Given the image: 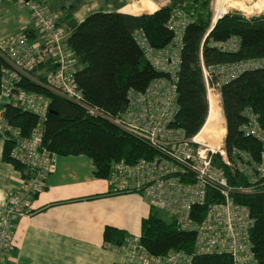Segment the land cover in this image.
I'll use <instances>...</instances> for the list:
<instances>
[{"label": "trees", "instance_id": "trees-1", "mask_svg": "<svg viewBox=\"0 0 264 264\" xmlns=\"http://www.w3.org/2000/svg\"><path fill=\"white\" fill-rule=\"evenodd\" d=\"M40 1L52 12L62 15L58 16L56 24L65 29V43L75 62L74 80L82 92L84 104L107 117H115L125 110L129 92H144L153 81L169 78L146 59L137 42V34H142L152 49L162 50L174 45L176 34L180 33V64L175 81L178 108L172 124L189 138L202 129L209 110L203 67L264 59V17H246L232 11L213 24L211 0H169L151 14L96 12L81 22L72 19L63 7L53 9L47 1ZM26 34L35 37L31 32ZM231 38L237 40V50H223L221 45ZM7 68L0 54V74ZM54 68L53 61L47 59L32 69L30 75L44 83L46 75ZM218 80L217 75L210 74L208 85L214 86ZM17 86L48 99V111L41 123L42 145L57 156L89 158L98 179L108 180L117 162L135 164L142 158L157 155L153 148L125 133L107 118L89 115L82 107L27 78H21ZM218 93L226 124L224 146L227 154L245 151L258 160L260 142L242 134L240 128L246 122V111L258 116L264 128V67L244 71L221 83ZM2 108L1 119L19 128L24 136L39 122L37 116L11 105L1 104ZM0 138L3 139L2 161L23 173L24 165L10 156L13 140L5 132L0 133ZM214 162L224 170L230 184L247 185L243 177L231 173L218 157ZM110 194L126 193L113 192L111 188ZM235 199L247 206L255 219L251 232L253 251L258 262L264 264V195H237ZM159 211L151 207L147 217L141 220L140 234L136 238L140 245L151 256H164L170 251L191 254L194 233L180 231L173 219L163 218ZM202 217L203 208L194 206L191 218L199 222ZM128 238L135 237L109 226L103 232L104 243L117 250ZM192 264H232V261L226 254H215L194 256Z\"/></svg>", "mask_w": 264, "mask_h": 264}, {"label": "built area", "instance_id": "built-area-1", "mask_svg": "<svg viewBox=\"0 0 264 264\" xmlns=\"http://www.w3.org/2000/svg\"><path fill=\"white\" fill-rule=\"evenodd\" d=\"M13 1L29 12L40 38L28 42L21 35L0 47V54L8 64L0 74V101L37 116L39 122L24 136L19 128L6 124L0 116V133H7L13 140L10 156L25 167L21 174L22 186L10 193L1 210L0 264L12 249L11 236L18 220L33 214L32 203L57 164V155L42 145L41 123L48 111V99L18 87L23 77L82 107L89 115L107 118L157 152L153 158H142L135 164L123 160L113 164L108 184L113 192L140 195L150 207L173 219L180 231L194 233V249L191 254L170 251L164 256H151L138 239L128 238L120 248L127 258L126 264H192L194 256L215 254L228 255L232 264H260L251 240L255 219L248 207L235 199L237 195H264V128L258 116L246 111V122L240 128L242 134L260 142L258 160L245 151L227 154L223 114L221 124L225 132L217 146L198 141L199 132L194 137H186L182 129L172 124L178 108L175 81L180 64V33L176 34L174 45L162 50L152 49L140 33L137 42L146 59L169 78L153 81L144 92H129L125 110L115 117H107L83 102L82 92L74 80L75 62L65 43V29L56 24L58 15L40 0ZM221 48L236 51L238 42L231 38ZM47 59L53 61L55 68L41 83L30 71ZM263 67L264 59L203 67L207 90L210 74L218 76L216 86L219 87L244 71ZM216 157L231 173L243 177L247 185L230 184L224 170L214 162ZM194 206L203 208L199 222L191 218Z\"/></svg>", "mask_w": 264, "mask_h": 264}, {"label": "crops", "instance_id": "crops-1", "mask_svg": "<svg viewBox=\"0 0 264 264\" xmlns=\"http://www.w3.org/2000/svg\"><path fill=\"white\" fill-rule=\"evenodd\" d=\"M45 1L53 9L63 7L72 19L81 22L96 12L137 15L132 6L141 0ZM155 1L144 3L148 14L159 9ZM21 35L28 42L40 38L28 11L13 0H0V47ZM2 149L0 138V215L10 193L22 186V173L2 161ZM110 190L107 180L94 176L89 158L57 156L54 173L46 178L44 189L32 203L33 214L18 220L11 236L12 249L3 264H126L123 252L104 243V229L109 226L130 235L151 207L138 194L112 195Z\"/></svg>", "mask_w": 264, "mask_h": 264}, {"label": "rangeland", "instance_id": "rangeland-1", "mask_svg": "<svg viewBox=\"0 0 264 264\" xmlns=\"http://www.w3.org/2000/svg\"><path fill=\"white\" fill-rule=\"evenodd\" d=\"M146 1L147 0H141L139 3L134 4L132 6V10H133L132 12H136L137 15L148 14L147 12H150V11L146 12V10L143 7V5H144V3H146ZM167 1L168 0H156L155 1V6L157 8H161V7L165 6L168 3ZM248 1L247 0H211L210 8H211L212 16L214 17L213 20L216 19V12H217L218 3H220L223 6L222 7L223 14L225 12L229 13V12L235 11V12L241 13L243 16H246V17H251V16H263L264 17V11L257 12L256 10H254L253 13H251V14H246L242 10L240 11L239 9L249 8L248 6L251 7L257 2V0L255 2L254 1H250V0H248ZM236 2H243L245 6L236 5ZM231 4H233L235 7H231ZM151 5H152V3H151ZM140 8L143 9L144 11H139L138 9H140ZM145 8H147V7L145 6ZM225 8H226V10H225ZM212 87H214V88H212ZM212 87L208 85L207 93H208L209 110H208V115H207V118H206V122L204 124L205 127L209 126L210 123L215 124V120L210 118L211 116H210V113H209V112L212 111L211 110L212 109V104H213V111H215L218 108L221 109V107H220V97H219V94H218V87L216 85H214ZM0 114H1V109H0ZM221 122H222V120H221ZM204 126L200 130V133L197 135V138H200V135H201L202 131L205 128ZM217 127H218V132H216V134L213 133L215 135V137L212 136V138H210V139H208L207 137H204V141L208 142L211 146H214V147L219 144L220 139L222 138V136L224 135V132H225L224 129H223L222 124L219 123V121H218ZM147 208H148V211H149L150 208L149 207H147ZM159 214L163 218H168V216L166 214H164L163 212H161V211H159ZM139 230H140V224H137V226H135V229L133 231H129V234L131 236H137L139 234Z\"/></svg>", "mask_w": 264, "mask_h": 264}, {"label": "bare ground", "instance_id": "bare-ground-1", "mask_svg": "<svg viewBox=\"0 0 264 264\" xmlns=\"http://www.w3.org/2000/svg\"><path fill=\"white\" fill-rule=\"evenodd\" d=\"M248 1V0H247ZM250 1H256V0H250ZM249 2V1H248ZM236 5H242L245 6L243 2H236ZM222 5L220 3H218L217 6V12H216V19L221 16L223 14L222 11ZM231 7H235L233 4H231ZM238 7V6H237ZM249 8H245V9H239L240 11L242 10L243 12H245L246 14H251L253 13L254 10H256L257 12H261L264 11V0H257V2L253 5V6H248ZM226 10V8H225ZM226 13V12H225ZM215 19V20H216ZM209 106V105H208ZM212 111L209 112L210 113V118L215 120V124L210 123L209 126L205 127L204 130L202 131L200 138H197L198 141H204V137H207L208 139L212 138V136L215 137L214 134H216V132H218V121L219 123H221L222 120V113H221V109L218 108L215 111H213V104H212ZM213 117V118H212ZM208 120V119H207ZM200 133V131H199ZM198 133V134H199ZM214 133V134H213Z\"/></svg>", "mask_w": 264, "mask_h": 264}, {"label": "water", "instance_id": "water-1", "mask_svg": "<svg viewBox=\"0 0 264 264\" xmlns=\"http://www.w3.org/2000/svg\"><path fill=\"white\" fill-rule=\"evenodd\" d=\"M223 15H225V13H224ZM223 15L219 16L216 20H213V24H214L218 19H220Z\"/></svg>", "mask_w": 264, "mask_h": 264}]
</instances>
